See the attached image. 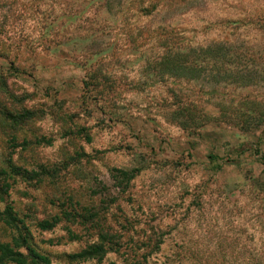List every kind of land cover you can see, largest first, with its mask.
<instances>
[{
  "label": "rangeland",
  "instance_id": "rangeland-1",
  "mask_svg": "<svg viewBox=\"0 0 264 264\" xmlns=\"http://www.w3.org/2000/svg\"><path fill=\"white\" fill-rule=\"evenodd\" d=\"M234 19L242 24L228 23ZM171 35L192 45L244 37L264 48V0H0V81L15 99L23 96L27 107L44 112L34 130L52 139L24 149V131L14 141L16 132L11 137L0 127V168L62 167L66 152L84 149L92 155L91 165L82 160L90 176L77 178L71 163L60 180L84 189L93 176L109 186L110 197L118 192L110 169L141 166L127 193L110 205L107 223L127 226L126 240L162 238L151 264H179L183 256L184 264H194L198 252L180 253L178 245L195 243L208 250L203 264H264V159L256 152L264 151V68L245 82L222 80L224 70L217 79L194 70L192 79L187 72L152 79V61ZM1 93L0 106H16ZM249 109L257 110L252 118ZM178 111L188 129L173 119ZM243 122L256 127L243 133ZM77 125L90 129L91 142L64 136ZM211 155L218 159L212 162ZM15 179L0 211L10 204L20 210L32 243L51 254L52 264H74L58 256L80 249L81 242H67L68 229L80 226L62 220L41 231L28 205L42 201L35 214L46 218L60 202L46 197L48 180ZM14 232L0 220V240L11 241ZM219 242L239 243L240 252L228 246L219 257ZM101 264L126 262L110 253Z\"/></svg>",
  "mask_w": 264,
  "mask_h": 264
},
{
  "label": "trees",
  "instance_id": "trees-1",
  "mask_svg": "<svg viewBox=\"0 0 264 264\" xmlns=\"http://www.w3.org/2000/svg\"><path fill=\"white\" fill-rule=\"evenodd\" d=\"M253 20H251L250 23ZM228 23L239 27L242 24L241 20H228ZM249 22L246 24H250ZM245 24V25H246ZM163 41V53L162 56L155 58L152 61L153 72L151 78H164L167 74L170 77H175L180 73L187 72L192 79L193 70L205 73H214V78L220 77L219 72L225 71L221 78L225 81H248L252 78V73L259 68H264V48L259 46L255 42V39L247 40L246 38H232L217 40L207 44H184L178 42L173 36H168ZM146 53L142 59L148 61ZM218 70L217 73V69ZM156 69V70H155ZM215 70V72H214ZM263 71V70H262ZM232 72V73H231ZM161 76H160V75ZM227 74V75H226ZM213 78V79H214ZM189 79V80H190ZM0 89L12 98L15 104L0 106V127L9 130L8 135L11 137L16 132V136L12 139L16 141L19 136V132L24 131V138L20 145L24 149H27L29 145L38 146L43 143L51 144L52 139H47L45 136H38L34 130L33 122L39 116L43 115V111L38 108L27 107L24 104L25 98L23 96L16 95V99L12 93H10L7 83L3 78L0 81ZM5 95V94H4ZM3 94H0V100L3 99ZM1 105V104H0ZM257 110L249 109L247 114L250 118L255 116ZM181 116H180V115ZM257 114V113H256ZM173 119L179 120L182 128L188 129L190 127L188 119L185 118L182 112L178 111L172 115ZM261 121L264 122V116H261ZM264 124V123H263ZM256 126L250 123L243 125L239 130L243 133L249 134L251 129ZM64 136H70V140L85 138L87 142L92 141L90 129L87 126L77 125L76 129L66 130ZM17 144V143H14ZM74 154L66 152V164L62 167L56 166L48 168L44 165L40 166V170H29L22 166L11 163L9 168H0V198L4 199V196H9V190L12 188L10 179L14 182H18L15 179L18 176L27 178L29 181H47L50 184L52 192H47L46 197H50V203L55 205L56 202H60L57 205L58 212L50 217L36 216L35 212L42 203L34 201L29 203L32 208H35L33 213L29 210L31 220L41 231H52L62 220L67 223H76L80 228L71 230L68 229L67 242H81L80 249L70 253H63L58 256L59 259L66 258L68 261L74 264L82 262H93L101 264L110 253H116L122 256L126 264H151L152 258L162 250L164 240L159 239L155 242H134L132 240H126L127 233L130 229L127 226H120L114 228L112 224L107 223L108 216L110 214V205L118 200L121 194L127 193L131 187L132 181L141 172L142 167L136 166L130 169L113 167L110 169L112 175L113 187L118 189L117 195L107 197L110 195V188L107 184L99 181L97 178H93L91 184H88L84 189L72 188L65 186L61 181L59 174L61 170L67 169L71 163H74L76 167V177L78 174L84 173L82 166L83 158H86V165H91L92 155L85 152L84 149ZM261 154V158L264 159V151L256 150ZM212 162L218 159V156L211 155ZM85 165V163H84ZM221 167V166H219ZM84 175V174H83ZM90 175L85 174L83 177L87 179ZM261 191L264 190V186H261ZM50 195V196H49ZM66 203H68L66 205ZM43 204V203H42ZM61 205V206H60ZM0 220L6 225V227L14 228V232L11 241L0 240V264H52L51 254H47L38 247V244L33 242V234L30 226L26 223L25 218L21 217L20 210H15L13 205H7L4 210L0 211ZM154 234L159 233L155 229L152 231ZM162 234V233H161ZM223 243H217L216 251L219 253V257H224V251L226 247H230L233 253L240 252L239 243L234 242L224 245ZM180 247L179 252L191 253L197 251L198 253L192 254V261L196 264H203L204 260L203 252H208L206 245L202 243H195L191 245H178ZM123 249L128 251H123ZM143 251V252H141ZM130 252V253H129ZM179 253V254H180ZM45 254V255H44ZM237 257V255H231ZM184 256L179 260V264H184ZM189 259V257H187ZM194 263V264H195ZM252 264H257V261L251 259ZM187 264V263H185ZM261 264V263H259Z\"/></svg>",
  "mask_w": 264,
  "mask_h": 264
}]
</instances>
